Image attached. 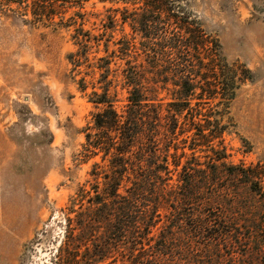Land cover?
Segmentation results:
<instances>
[{
    "label": "rangeland",
    "instance_id": "374dc122",
    "mask_svg": "<svg viewBox=\"0 0 264 264\" xmlns=\"http://www.w3.org/2000/svg\"><path fill=\"white\" fill-rule=\"evenodd\" d=\"M6 1L0 0V264H58L67 218L89 205L86 199H78L79 188H88L87 180L92 182V163L106 164L100 154L87 160L81 156L84 129L98 109L89 99L92 91L101 92L99 67L109 62L105 81H109L114 106L121 110L129 90L123 68L127 60L135 63L141 59L126 50L125 41H135L137 46L140 35L133 31L129 17L124 20L119 11L124 5L130 10L132 5L120 0H84L82 8L74 1L63 3L67 6L63 21H82V28L97 38L84 48L73 37L75 25H43L32 21L29 10ZM181 5L214 41L217 60L236 69L238 88L233 99L203 105V113L211 119L215 115L223 126L221 139L212 142L225 149L226 167L257 166L263 172L264 0H181ZM78 10L85 12L82 20L69 17ZM70 53L75 54L73 62ZM100 57L104 60L99 61ZM154 95L163 103L170 98V92L161 89ZM185 151L189 153L187 148ZM170 152L174 150L170 148ZM206 153L210 154L204 147L198 150L197 161L206 160ZM176 178L173 173L170 182L175 183ZM223 178V185L230 184ZM238 193L259 201L244 185ZM214 206L185 208L184 215L190 213L193 219L183 229L175 228L179 234L169 264L256 262L241 250L235 253L213 243L209 238L213 229L194 231L193 220L198 215L214 219V229L221 227L217 216L222 209ZM159 211L164 216V210ZM164 218L153 228L155 233ZM126 239L116 241L118 248L96 264H126ZM79 251L84 254L85 247L81 245Z\"/></svg>",
    "mask_w": 264,
    "mask_h": 264
},
{
    "label": "trees",
    "instance_id": "16d2710c",
    "mask_svg": "<svg viewBox=\"0 0 264 264\" xmlns=\"http://www.w3.org/2000/svg\"><path fill=\"white\" fill-rule=\"evenodd\" d=\"M72 1L82 8L84 0L6 3L16 2L17 8L31 12L32 21L43 25H75L73 37L80 47H88L97 38L82 28V21H63L67 10L63 3ZM120 1L132 5L130 10L124 5L119 11H123L124 20L129 17L133 31L140 35L137 46L135 41H125L126 50L141 59L135 63L127 60L123 68L129 90L121 110L114 106L109 81H105L109 62L99 67L101 92L92 91L89 99L98 109L84 129L81 156L87 160L100 154L106 164L92 163V182L87 180L89 187L79 188L78 199H86L89 205L67 218L58 264H96L118 248L115 242L123 238L128 245L126 264H169L179 234L175 228L179 230L193 219L190 213L184 215V210L194 204L222 209L217 216L220 228L214 229V219L198 215L193 220L194 231L213 229L209 235L213 243L250 254L256 260L251 264H264V171L257 166L226 167L225 149L212 142L221 139L223 126L215 115L211 119L202 111L204 104L233 99L238 88L236 69L217 60L214 41L181 0ZM55 17L60 18L55 21ZM69 17L82 20L85 12L74 11ZM74 55L69 54L72 62ZM80 88H85L82 79ZM158 89L170 92L167 102L157 101L154 93ZM179 134L184 136L179 138ZM180 142L186 144L180 147ZM202 147L210 154L199 162L195 153ZM173 173L177 175L175 183L170 182ZM223 177L230 184L223 185ZM241 185L259 201L239 195ZM227 200L228 206H219ZM159 209L164 210V216ZM162 217L165 222L155 233L153 228ZM81 245L84 254L79 251Z\"/></svg>",
    "mask_w": 264,
    "mask_h": 264
}]
</instances>
